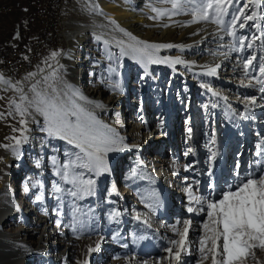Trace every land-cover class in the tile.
I'll list each match as a JSON object with an SVG mask.
<instances>
[{
	"label": "bare ground",
	"instance_id": "6f19581e",
	"mask_svg": "<svg viewBox=\"0 0 264 264\" xmlns=\"http://www.w3.org/2000/svg\"><path fill=\"white\" fill-rule=\"evenodd\" d=\"M139 3L145 4L143 7L149 8V10H152V8L167 10L172 7L168 0H140L138 3H136V0H97V6H94V16H91L90 20L88 19L87 22H68L69 28L66 32V41L70 49L68 54L66 52L67 57H65L60 67V78L53 84L36 86L35 91L31 90L28 94V100H32L33 104L29 105L27 100L24 101V106L28 107V111L31 113L24 117L27 120L26 127L28 131L24 132L23 135L27 136V140H23L18 146L15 144V140L10 138L21 136L19 131L23 127L19 123L21 117L16 113L15 105L9 103L11 98L9 99L3 93V88L6 85L3 81H7V78L1 74L5 73V70L0 66V76L3 77V81H0V113L4 114L3 117H0V264H35L36 262L37 264H77L78 261L83 264L85 260L88 264L95 262H102L101 264H128L123 259L124 256L114 259L115 255L111 252L113 251L112 246L107 244L95 255L84 256L81 250L87 239L71 234L73 230L68 225L63 227L52 224V214H48V211L45 209L43 211L41 208L46 206V198H44L42 192L50 175L59 177L64 184L68 181L71 182L74 174L82 172L83 175L79 176L77 183L74 184L80 195L79 199L88 196L79 191V182L87 181V179H84L86 175L96 176L95 179H90L95 181L92 186L94 193L104 183L106 177H111V187L106 197L110 199V205L114 208H103L105 212H101L103 221L110 212L120 213L117 204L121 209H128L130 204L128 195L134 185L131 182L132 180L145 182L147 186L153 187L154 192L161 190L169 198L170 207L167 212L170 216L174 215L170 217L172 224L169 225L167 231L169 235L174 233L172 226L175 225L177 229L180 227L183 230L185 219H191L193 224L207 213L206 211L198 214L189 213L187 210L182 211L176 208V206L179 207L180 203V196L177 195L182 194L184 183L188 182V179L182 175L186 173L189 175L194 174L200 168L202 146L199 144L196 135L198 121H193L191 127H188L186 122L184 128L181 129V133L188 134L185 144L181 143L179 139L177 141L174 139L175 136L172 131H177L174 125V123L176 124V112L180 114L182 110L177 108L174 112L173 106L168 109L165 101L153 95L150 90L156 84L154 79L158 83L163 81L167 67H163L159 63H148L147 58L134 53L129 45L143 47V44L137 42L146 41L147 39L154 40L161 32L163 33L161 38L164 42L171 35H176V40L189 36L188 45H191V48L186 53L192 49L200 48L211 54L225 51L223 54H228V59L231 54L229 47L232 46L233 39L230 35L225 34L222 28H217L208 21L187 23L192 19L189 11L181 12L177 15V18H175V15H164L153 19L142 12L140 6L137 5ZM66 4L67 1L59 9V17H64ZM246 11V14H248L250 8H247ZM154 16L156 17L157 13L154 12ZM179 22L181 23L179 24ZM252 22L255 21L247 22L248 26L243 29L238 28V30L243 33H252L250 26ZM164 25L168 26L164 27ZM121 29L124 31H121ZM126 33H131V36ZM97 37L100 39H97ZM132 37L137 39L134 41ZM99 40L105 44L106 49H110L111 53L115 52L122 58L123 86H114L112 82H106L102 78L96 79L94 75L98 72V69L95 62H93L92 69H89V78L84 79L86 74L84 67L95 55L91 49H94V45ZM80 42L81 44L83 42V44L80 45ZM168 44L176 45L172 41ZM122 49L127 54H122ZM168 49L181 50L178 47ZM75 55L76 57H74ZM73 58L77 61H74ZM180 59L183 63L177 65L178 70H183L190 65L186 58L180 57ZM204 59L205 56L201 61ZM70 61L75 62V65H70ZM231 61H234V58ZM238 62L228 63V65L222 63L223 68L220 69L221 71L218 74L221 77L209 81V85H211L218 79L216 80L217 85L224 88L222 97L229 98V101L232 104L234 103L232 105L233 109L240 114L239 119L244 127L243 130L239 129V133H236L233 129V132L228 135L226 140L227 151L222 147L220 162L217 163V173L212 172V181L216 179L214 185L216 190L222 187L225 181H228L227 185L234 183L237 171L244 174V169H248V172L264 170V163L260 165L256 163L257 161L264 162V155L259 157L256 154L253 155L254 153L252 154L250 151L254 146L251 140L252 136H259L262 143H259L258 139V143L254 144L257 145V151L262 149L263 151H261L264 154V93L260 92V88L264 87V84L258 83V81L264 80V74L260 72L262 63L253 61L249 69L246 70L244 65L237 64ZM132 70L134 71L132 72ZM130 71L131 75L138 74L142 77V81L135 80L136 82H131L129 86L138 88L141 92H146L144 97L141 96V99L136 101L128 99V93L135 88L126 91V84H124ZM189 72L188 69L185 76L190 77L189 80L194 82V78H191L193 73ZM100 76L102 75L99 74ZM175 76L178 77V74L176 73ZM148 77L150 79H147ZM195 83L191 84L194 92L198 91V85L196 86ZM215 89L212 87L211 92L217 94ZM232 91H235L233 95ZM37 93L40 94L39 97ZM40 97L54 99L56 104L67 114V120L73 125H88L105 133L112 129L114 132L108 133L109 135H113L114 138H123L122 142L113 145V147L122 148V151H111L106 154L108 171L97 176L95 170L89 171L80 168L77 157L73 159L70 157L71 149L73 154L80 152L74 144H69L67 140L59 137H51L45 131H42L46 127L45 118L35 111ZM249 97H256V101L255 105H249L246 109L245 105L249 103L247 99ZM167 101H169L168 98ZM132 102L136 104L133 105ZM40 106L43 107V105ZM172 109L173 111H171ZM192 110L196 113V107L193 106ZM126 111L128 112L126 113ZM168 111L169 120L167 119ZM9 112L12 114L9 115ZM242 113L248 118L245 119L241 115ZM227 114H231V112L229 111ZM128 116L129 122L127 123ZM252 124L254 125L252 128L256 131L253 135L250 134L249 130ZM14 128L17 131H13ZM178 133L180 134V131L176 132L177 136ZM6 137L9 139H6ZM240 137L241 140L238 139ZM238 141H241L239 145ZM58 142H61L64 146V152L61 153V156L64 157L63 165L55 156V158L50 157L51 159H46L45 156L44 159V154L46 155L47 151L56 155L57 148L54 145H57ZM125 144L128 145L127 148H124ZM2 145H12L17 149V154L13 153L12 147L5 148ZM168 146L173 149L172 152L166 150ZM236 146L240 149V154L237 157L236 166L232 168L229 163ZM189 148L192 151L185 155ZM25 151H27V157H24ZM242 156H245V164L239 170L237 165L240 168ZM179 159L182 160L179 161ZM17 161L19 163L16 164L15 172H13V164ZM66 164L70 165L68 181L63 179L64 165ZM122 164H124V167L118 180V172L115 173V170L121 167ZM186 165H191V168L186 170ZM180 166L181 174L179 176L182 177L181 181L178 180V173H176V170H180ZM36 171L37 176H32V172L36 173ZM54 186L55 182L52 180V187ZM25 187L29 189L28 192L24 191ZM113 188H115L114 191ZM149 191L151 190L149 189ZM216 192L218 193V191ZM141 193H136L135 198L138 201H143ZM37 196H40L41 199L37 200ZM210 198H217V196L213 194ZM146 205V202L142 205L136 203V206L144 209L148 208ZM136 206L134 212L138 211ZM53 210L55 211V209ZM139 212L142 213V211ZM55 215V212H53V216ZM177 215H188V217L177 219ZM78 221L79 224L87 222V214H84ZM140 221L142 222V220ZM177 221L180 223L178 224ZM193 229L195 230L191 226L189 231L192 232ZM188 242L187 238L186 244ZM190 256L192 258L196 255L191 254ZM190 256L188 260L191 259ZM179 262L183 263L184 261L181 258Z\"/></svg>",
	"mask_w": 264,
	"mask_h": 264
},
{
	"label": "rangeland",
	"instance_id": "374dc122",
	"mask_svg": "<svg viewBox=\"0 0 264 264\" xmlns=\"http://www.w3.org/2000/svg\"><path fill=\"white\" fill-rule=\"evenodd\" d=\"M140 0H136V3H138ZM148 1V0H147ZM245 3L249 4L250 11H255L257 15H264V0H260V5L257 7L255 3H252L251 0H240L239 4L232 5V9H235L238 11L239 8L243 7ZM138 7L140 6V9H142V12L149 15L147 17H155L154 12L152 10L147 9L146 7H143L145 4H137ZM142 5V6H141ZM147 5V3H146ZM94 6H97V0H67L66 8H65V14L64 17H66V31H65V40L62 44V46L58 47L57 49H53L50 53V55L47 57V59L39 65L37 68L33 69L29 73H34V75L29 76L28 74L22 77H16L11 78L6 73H1L3 76L7 78L6 85L3 88V93L6 94L9 99L20 102V96L26 95L30 93L32 90L33 85L39 86V85H50L53 84L55 81H58L60 78V67L63 64V61L65 57H67V54L69 52V45L66 41V32L68 30V22L72 21H85L91 19V16H94ZM185 8H191L193 7L192 4H186L184 5ZM136 8V7H135ZM254 8V10H253ZM257 8V10H256ZM139 12V11H138ZM181 12H187V11H181ZM180 12V13H181ZM179 13V14H180ZM247 13V11H246ZM178 15V14H177ZM177 15H175V18H177ZM89 17V18H88ZM19 18V15L16 13L13 16H10L8 18V23H4L3 26L0 27V40H12L14 28H12V23H14ZM225 24L220 25L216 24L214 22L208 21L210 24L214 25L217 28H222V31L225 34H228L229 30V23L231 20V14L226 16L225 18ZM242 22V21H241ZM73 23V22H72ZM181 22H179L180 24ZM256 22L251 23V29L252 33H243L238 28L236 29L235 36H231L232 46L229 47L230 58L227 59L228 54H223L225 51L218 52V54H211L206 53L203 51L202 48L200 49H192L190 52L186 53V51H189L188 49L191 48V45H188L189 36H184V38L181 40H176V35H171L166 42L163 41L161 38V34L158 33V36L156 39H147L146 42L149 44H168L172 41V43L176 45H183L185 47L181 48L180 51H176L174 49H168V48H161L158 51L155 52V56L159 57L161 59L168 57V58H175L177 57H184L189 61V66H186L183 70H178L177 65H170L169 63H159L163 67H167L165 78L161 83H158L155 79V85L153 89L151 90V93L155 95L156 97L163 99L165 101V104H167L168 109L173 106L174 112H176V109L179 108V110H182L180 114H177L176 112V126L175 129L177 131H180V134L178 133V136L176 132L172 131L174 133V139L176 141L179 139L181 143H184L188 139V134L185 135L183 132L181 133V129L184 128L185 123L187 122V126L191 127L193 124V121L197 120L198 127L196 128V135L198 136L197 140L199 144L202 146V154L200 155V168L199 171H196L194 174L189 175L186 173L185 176L188 179V182L184 183L183 192L180 195L179 199V207L178 210L185 211L187 210V206L189 205V197L186 189H188L189 185H192L193 188V195L196 196H208L211 192V189H209L208 185L212 184L215 185L216 179H213L212 181V172L217 173V163L219 164L221 156L220 153L222 151V147H224V150L227 151V143L226 140L228 138V135L234 131L236 133H239V129L243 130L244 127L239 119L240 114H238L233 109V104L229 101V98H223L222 97V90L224 89L223 86H218L217 81L215 80L211 85H209V81L221 77L218 75L220 73V69L223 68L222 63H235L244 65V62L249 57H254L253 61L264 63V20L259 21V27L253 26ZM253 36L259 37L260 39L252 41V47H247V40H251ZM167 37V36H166ZM240 37L245 38V46L242 50H240L241 46L239 43ZM168 41V43H167ZM80 45L81 42L79 43ZM93 44V43H92ZM92 47V46H90ZM107 47L105 44L99 40L96 45H94V49H91L93 52V55L91 58L92 60H89L86 63V66L84 67L85 75L84 79L89 78V69H92V65H97L98 72L94 75L96 79L102 78V80L109 82H112L114 86H123V63L122 58L119 57V54H116L115 52L111 53L110 49H106ZM211 49V48H209ZM200 50V51H199ZM57 53L56 56H53L52 53ZM67 52V54H66ZM201 54V56H199ZM194 55V56H193ZM205 56V61H201V59ZM76 57V55L74 56ZM210 57V58H209ZM103 58V59H102ZM234 61H231L233 60ZM216 59V60H215ZM74 61H77L73 58ZM70 65L74 66L75 62L70 61ZM219 65V67H216ZM226 65V66H227ZM185 66V64H184ZM216 69L215 75H208V69ZM190 70L189 73H193L191 78H194V82L190 81L189 78L185 76V73ZM242 69V68H241ZM249 69V68H248ZM134 70H132L133 72ZM178 74V77L175 76V74ZM99 74L102 76L99 77ZM47 77V79H45ZM106 77V78H105ZM152 77V76H151ZM142 77H140L138 74H132L131 71L127 75V78L124 81V84H126V91L132 90L133 86H129L131 82L136 81H142ZM147 79H150L149 77ZM136 80V81H135ZM197 80V81H196ZM196 82V83H195ZM195 83L196 86L198 85V91H192L191 84ZM15 85L16 88L10 87L9 85ZM207 84L209 88L212 89V87L217 91V94L214 95L211 91H209V88H204L201 85ZM220 84V82H218ZM190 89H189V87ZM122 88V87H121ZM188 88V89H187ZM16 89H20L21 91H17ZM188 90V92H187ZM117 93V91L115 90ZM235 93V91H232V95ZM1 95V93H0ZM146 95V92H141L138 88H135L130 93H128V99L130 101H136L137 99H141V96L144 97ZM229 97V96H228ZM167 98L169 101H167ZM10 99V100H11ZM24 103V102H23ZM132 104H136L135 102H132ZM213 105H216L213 107ZM196 107V113L192 110V108ZM198 110V111H197ZM243 110V109H242ZM173 111V109L171 110ZM231 112V114H227V112ZM235 111V112H234ZM128 111H126L127 113ZM139 113V111H138ZM241 113V112H240ZM169 111L167 112V119L169 120ZM129 122V116H128ZM237 121V122H236ZM222 126V128H221ZM239 126V127H238ZM254 125H250V134L253 135L255 133V129H253ZM238 131V132H237ZM235 134V132H234ZM259 134V133H258ZM180 135V136H179ZM224 139V140H223ZM241 140V137L238 138ZM262 143L259 136H252V143L254 146L251 148V152L253 155H258L261 157L264 155L261 150L257 151L254 143ZM212 141H215V143H212ZM238 141V145H239ZM217 144V145H216ZM224 145V146H223ZM237 145V146H238ZM217 146V147H215ZM234 148V153L232 154L230 158V167L236 166L237 157L240 154V149L238 147ZM55 148H57L56 155L47 151L46 155L44 154V159L46 156V159H49L50 157L58 158V161L61 165L64 164V157L61 156V153L64 152L63 144L61 142H58L57 145H54ZM245 149V148H243ZM167 151H173L172 148L169 146L166 148ZM71 151V158H76L77 154H73L72 149ZM211 152H217L218 155L215 158V160L209 161V156L211 155ZM257 152V153H255ZM60 153V154H59ZM76 153V152H75ZM73 154V155H72ZM243 154V153H242ZM80 155H83L80 153ZM55 156V157H54ZM24 157H27V151L24 152ZM245 156H242V161L239 170L243 167L245 164L244 158ZM50 158V159H51ZM182 160V159H181ZM179 159V161H181ZM19 161L15 162L13 164V172H15V166L18 164ZM247 163V162H246ZM211 165V174H209V167ZM175 166V165H174ZM124 164H122L121 167L116 168L115 173L118 172V180L119 175L121 174V170L123 171ZM50 168V166H48ZM175 168V167H174ZM233 170V169H232ZM264 171V170H261ZM244 173L248 172V169H244ZM176 173H178V180L181 181V166L180 170H176ZM37 176V171L32 172V176ZM102 175V174H101ZM93 175H86L84 179L90 180L95 179ZM141 178V177H140ZM52 180L55 182V186L52 187ZM142 181V179H140ZM177 180V179H176ZM199 181V184H195V181ZM187 181V180H186ZM131 182L134 183L133 187L131 188L130 194L128 195V199L130 200V204L128 209H121L119 207V204H117V208L120 211V215L112 218V212L108 213V217L103 221V218L101 217V212L105 213L103 211L104 207H111L110 205V199L106 197V194L109 192V189L111 187V177H106L104 183L100 186V188L94 193V195H88L87 197L83 196L81 199L78 197H74L71 195L72 192H77V189L75 188V185L72 182H65L64 184L60 180L59 177H54L53 175H50L48 177L46 183L44 184V198H46V206H42L41 208L48 211V214H52V224L54 226H63L66 227L67 225L73 230L71 234L80 236L83 239H87L85 241V244L82 247V253L84 256H93L97 252L88 253V247H95L96 242L100 240V237H104L102 241H100V250L103 249L104 245H110L113 249V255L117 256L119 254L120 257H123L125 255H128L129 258L132 256H135V260H131V264H143L145 260L149 261L150 264H153V262L156 260V258H163L167 256L168 254L163 251L164 248L168 247V241L171 239H179V236L176 232L169 235L167 231L169 230V225H171V219L170 217L174 215H169L167 212L170 207V201L169 198L163 194V191H155L153 187L147 186L145 182L141 183L140 181L137 182V180H132ZM227 183L228 181H225L224 185L220 187L218 190V193H222L223 191L227 190ZM119 185V184H118ZM59 187L61 189L60 192H57L55 189L56 187ZM152 188V189H151ZM149 189L151 191H149ZM185 191V192H184ZM142 192L141 196L143 198V201L147 203V205H151L152 208L149 207L147 209H144L142 207L136 206V203L144 204L143 201H138L135 196L136 193ZM152 192V193H149ZM154 192V193H153ZM140 194V193H139ZM78 196H80L78 194ZM123 197V196H122ZM217 198H219L217 196ZM184 201V202H183ZM136 206L137 212H134ZM99 207V208H98ZM55 209V211L53 210ZM89 210V211H88ZM139 211H142L139 212ZM53 212H55V216H53ZM84 214H87L88 221L84 224H79V219L83 217ZM134 214V215H132ZM137 214L140 215V219L137 220L136 216ZM188 217V215H186ZM186 216H178L179 218H186ZM144 218V219H142ZM207 218V213L197 221H195L192 224L193 229L192 232L188 235V243L185 245L187 251L181 254V258L184 261L183 263L178 262V264H197V261L200 260V252H199V236L201 235V224L203 221ZM142 220V222L140 221ZM144 220V221H143ZM57 221H59V225L57 224ZM140 221V222H138ZM147 221V223H145ZM160 225V226H159ZM162 226V227H161ZM159 227V228H158ZM159 230V231H158ZM179 231H182V228H178ZM170 238V239H169ZM169 239V240H168ZM123 245H127V247H124ZM109 252V253H111ZM191 254H195L196 256L191 258ZM190 256V260H188V257ZM257 261H259V264H264V251L256 250V260H253L251 257L247 259V264H257ZM102 262H95L92 264H101ZM37 264V262L35 263ZM90 264V263H89ZM162 264H170L167 260H162ZM203 264H211V258L208 260L203 261Z\"/></svg>",
	"mask_w": 264,
	"mask_h": 264
},
{
	"label": "snow or ice",
	"instance_id": "6c2138e0",
	"mask_svg": "<svg viewBox=\"0 0 264 264\" xmlns=\"http://www.w3.org/2000/svg\"><path fill=\"white\" fill-rule=\"evenodd\" d=\"M171 3V9L161 10L152 8V11L157 13L156 17L159 18L164 15H177L181 11L191 12L192 19L187 23H197L199 21H211L216 24L224 25L225 17L231 14V20L229 23L228 35L235 36L236 29H243L248 26L249 21H255L256 24L253 26L259 27V21L264 20V15L258 16L255 11L250 15L246 14V9L249 7L248 3H245L243 7L239 8L238 11L232 9V5L239 4L240 0H168ZM258 7L260 0H251ZM192 4L193 7L185 8L184 5ZM242 21V22H241ZM168 25H164L167 27ZM121 31H124L121 29ZM131 36V33H126ZM97 39H100L97 37ZM137 38L132 37V40ZM260 39L259 37L253 36L251 40H247V47H252V41ZM138 44H143V47L130 44L129 48L134 52L138 53L142 57L147 58L148 63H169L170 65L180 64L183 61L179 58H168L163 59L155 57V52L161 48H172L178 47L183 48V45H172V44H149L146 41H138ZM240 50L245 46V38L240 37ZM122 54H127L122 49ZM56 56L57 53H52ZM254 57H249L244 62V68L247 70L252 65ZM264 59V58H262ZM216 67H219L217 65ZM147 71V69H146ZM260 72L264 74V63L260 66ZM216 69H208V75H215ZM29 76L34 73H29ZM47 79V77L45 78ZM0 81H3V77L0 76ZM8 83L7 81H3ZM258 83L264 84V80L258 81ZM10 87L16 88L15 85L10 84ZM202 87L209 88L207 84H202ZM21 91L20 89H16ZM32 91H35V85L32 87ZM209 91L211 89L209 88ZM260 92L264 93V87L260 88ZM216 95V93H214ZM39 97L40 94L37 93ZM226 99V97H225ZM249 103L245 105L246 109L249 105H255L256 97L247 98ZM28 101L29 105L33 104L32 100H28L26 95L20 96V102L10 100L9 103L15 105L16 113L21 117L19 123L23 126L19 131L21 132L20 137H11L10 139L15 140V144L18 146L23 140H27V136L23 135L24 132L28 131L26 125L27 120L24 119L26 115H30L28 107L24 106V101ZM40 105H43L41 107ZM216 105H213L215 107ZM35 111L40 113L45 118L46 127L42 129L51 137H59L65 139L69 144H74L76 148L80 150L77 153V159L79 160V167L88 169L89 171L95 170L96 175L99 176L102 172L108 171L106 154L111 151H122V148L113 147L118 142H122V137H115L108 133H113L114 130L109 129L108 133L101 132L92 126L76 124L73 125L67 120V114L56 104L54 99H46L40 97ZM9 115L12 113L9 112ZM3 113H0V117H3ZM245 119L248 117L245 114H241ZM17 131V129H13ZM191 131V129H189ZM6 139H9L6 137ZM215 143V141H212ZM5 148L12 147L13 153L17 154V149L12 145H2ZM128 145H124L127 148ZM192 151L191 148L185 155H188ZM82 153L83 155H80ZM103 153V154H102ZM217 152H211L209 161L215 160ZM55 163V161H54ZM257 165L264 163L257 161ZM70 165H64L63 179L69 180V169ZM186 170L191 168V165L185 166ZM239 169V165H237ZM209 174H211V165L209 167ZM83 173H76L72 176L71 182L77 183L78 177L82 176ZM195 184H199V181H195ZM79 191L83 195H94L95 184L93 180L80 181ZM86 185V186H85ZM211 192L208 196H196L193 195L192 185H189L186 189L189 197V205L187 211L189 213H200L207 212V218L201 224V235L199 236V252L200 260L197 264H203V261L211 258V264H247V259L251 257L256 260V250L264 251V171L252 172L241 174L239 171L236 172V181L232 184L227 185V190L222 193H217L214 185L209 184ZM60 192L61 189L57 186L55 189ZM115 188H113V191ZM25 192H28L27 187L24 188ZM215 194L219 198H210ZM72 196L78 197V192H72ZM37 200L41 197L37 196ZM206 205V206H205ZM198 206V207H197ZM146 207L152 208L151 205ZM47 214V213H45ZM112 218L120 215L118 212H113ZM141 217L137 214L136 219L139 220ZM59 221L57 224L59 225ZM147 223V221H145ZM179 224L180 222L177 221ZM183 230L179 231L176 226H172L173 231L177 233L179 239H171L168 241L169 246L164 248L163 251L168 255L163 258H156L153 264H162V260H167L170 264H178L181 260V254L186 252L185 247L189 230L192 226L191 219H185L183 221ZM104 237H100V240L96 242L95 247H88V253L100 251V241ZM127 247V245H123ZM114 259H119V254ZM123 259L130 264V259L135 260L136 257L124 256ZM77 264H81L80 261ZM83 264H88L87 260L83 261ZM143 264H150L149 261L145 260ZM259 264V261H257Z\"/></svg>",
	"mask_w": 264,
	"mask_h": 264
},
{
	"label": "built area",
	"instance_id": "2783aa9c",
	"mask_svg": "<svg viewBox=\"0 0 264 264\" xmlns=\"http://www.w3.org/2000/svg\"><path fill=\"white\" fill-rule=\"evenodd\" d=\"M67 0H0V27L12 23V40H0V66L11 78L22 77L41 65L65 40L66 17L59 9Z\"/></svg>",
	"mask_w": 264,
	"mask_h": 264
}]
</instances>
